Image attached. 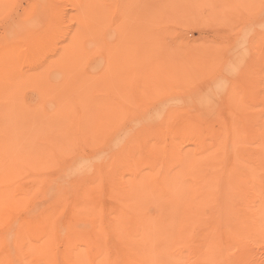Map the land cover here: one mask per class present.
<instances>
[{"label": "rangeland", "instance_id": "1", "mask_svg": "<svg viewBox=\"0 0 264 264\" xmlns=\"http://www.w3.org/2000/svg\"><path fill=\"white\" fill-rule=\"evenodd\" d=\"M208 89H210L209 90L210 93L209 91H207ZM137 91L138 93L141 91L139 93L141 94V96L138 93L137 94L138 96H140V98L144 96L141 99L142 101H144L145 99L146 101V102L144 101L145 104L144 102L141 101L140 98L138 99L136 97ZM181 91L183 92L181 93ZM133 92H135L134 94L136 95H134ZM157 92H160L162 96L161 95L159 96V94L157 95ZM161 92L164 93L165 95L167 92L168 96L166 95V97H164L165 95L162 94ZM229 92L235 94L234 97L238 99L237 101L240 104V109L238 108V110H235L237 107H239L238 103H236V105L238 106H236L235 109L231 108V110L229 111L230 107H227L228 106L227 98L230 97V96L228 97ZM191 93H193L194 95ZM221 93L222 95L225 96V97L223 96L225 100L223 99L221 101L220 98H223ZM147 94L148 95L150 94L149 98ZM151 94L154 97H151ZM208 94H210L209 96L210 98L207 96ZM162 97L164 98L168 97L167 98L168 100ZM198 97L200 98L202 97L205 101L202 98L199 99ZM218 98L220 99V101H218ZM175 99L177 100V102L175 101L174 103L173 101ZM181 99L183 101H181ZM233 101L235 103L236 99H234ZM147 102H150V104L148 103V105H146ZM171 102L172 105L175 104V107L170 105ZM218 102H220L221 109L218 106L219 105ZM223 102L225 103V105ZM176 103L179 104L176 105ZM126 104L129 105L132 104V106L130 107L129 105ZM138 104L140 107L138 106ZM213 104H215V106ZM211 105L214 106L215 108L214 107L210 108ZM168 106L169 108H165ZM177 106H183V107H179L177 109L176 108ZM102 107H105L104 109L106 111ZM173 107L174 109L176 108L177 112L173 109ZM101 108L104 110V113ZM158 108H162V109L164 108L161 117L157 118L155 115H153L149 119L148 117L144 118V114L148 113L147 111H151L152 109H154L152 111L154 112L155 109L157 110ZM179 109H187L188 111H184V114H182V112H180ZM99 110L100 112L102 111V113H100ZM233 110H235L234 111L235 116L233 113L232 115L229 114V112ZM107 112L109 113V115ZM164 112L167 115L171 113L172 115L171 119L173 120L172 122H174V120L176 122L172 124V122L170 121L171 119H169V121L172 124L170 125L168 119H166L165 117L164 120L163 118L164 117L163 115H165ZM178 113H181L182 117L183 116L186 117L184 119L182 118L185 121H182V119L180 118L181 114L180 117L178 116L179 118L177 117ZM203 113L206 116H203L204 115ZM224 114H229V115H224ZM222 116H224V118ZM226 116L228 117L226 118ZM230 116L234 117V118L232 117L234 122H232ZM108 117L110 120L108 119ZM168 117L170 118L171 116ZM175 117L177 118V120ZM218 117L220 118L219 121L221 122H218L217 120L219 119ZM107 119L110 122L106 121ZM147 119L148 121H146ZM186 119L191 120V122L189 120L186 121ZM211 120L214 121L212 124L215 123V126H213L210 123L212 122ZM215 120H217V122ZM207 121L209 122V124L207 123ZM103 122L109 125L106 126V124ZM146 122H148L149 124ZM187 122H189L190 124ZM196 122L198 125L196 128H194ZM203 122L206 123H204L202 127L201 123ZM222 122L224 125L227 123L229 127L231 126L230 128L233 130V132L227 125H226L227 128L226 126H224L225 127L224 128ZM216 123L218 124L221 123L222 126L220 124L217 125ZM83 124H87V125H83ZM177 124L178 125L180 124L181 126L180 125L178 126ZM183 124L184 125L193 124L191 129L194 131L197 129L198 131L196 130L194 133L189 126L188 127L184 126L183 128L186 127L184 129L186 132L183 131L182 133H180ZM205 124L210 127L206 126L205 128ZM59 125H62V127L61 126L59 127L60 129L62 128L61 130L59 128H56ZM162 125H164L167 130ZM66 126L67 127L71 126V127L67 128ZM156 126L161 128L157 129L158 127ZM217 126H220L219 128L222 127L223 128L219 129L218 131ZM105 127L106 128L109 127V129L108 128L106 129ZM211 127L216 129L215 130L212 129L213 131L212 132L210 131ZM16 128H18L17 132L19 134L15 132L17 130ZM53 129L55 131H53ZM163 129L165 130V133L164 131H162ZM188 129H189V133H188ZM105 130H107L108 133ZM202 130L206 134L203 133ZM222 130H224L226 133L222 132ZM72 131L74 132V135L72 134ZM148 131L150 132L155 131L154 133H156L154 134L156 135V137L154 139L152 138L150 142V147H152L151 150L145 146L146 143H145L144 135L148 134L149 133ZM20 132H22V134H20ZM55 132L56 135H54ZM38 133H40V135L44 133L42 135L43 138H41L42 136H40V138L37 140V138L35 137L37 135L39 136ZM70 133L72 138H69ZM115 133H117V135H115ZM200 134H202L203 136L202 135L200 136ZM98 135L100 137H98ZM5 136L6 138L10 139V141L8 139L7 141L5 139ZM15 136H18L19 139L18 137L16 138ZM29 136L31 140L33 139L32 141L36 140L35 141L36 144L28 139ZM44 136H46L48 140L45 139ZM81 136H85V137L83 138ZM132 136L133 139H131ZM186 136L188 137L191 136L192 139L196 137L197 140L193 139V141L197 143L196 144L193 143V141H191V139L189 140L188 137L186 139ZM207 136L209 139L207 138ZM54 137L55 139H53ZM140 137L142 139L139 140ZM77 138L80 139V141H82L81 143L84 145V147L80 145L79 143L80 141H78ZM82 138L85 140H81ZM98 138L101 139L94 144L92 140H97ZM222 138L223 140L224 139L226 140V143L224 142L225 140L224 141L222 140ZM226 138L229 140H227ZM20 139H22V141ZM67 139H69L70 142H68ZM72 139L73 141H71ZM1 140H3V143ZM134 140H136L135 142L137 143H135ZM198 140L199 142L200 140L202 142L199 143ZM216 140L218 142L223 141L225 144L222 142V146H220L221 143L219 145V143L216 142ZM29 142L31 143V145L33 143L31 149H29L31 146ZM46 142L48 144H46ZM67 142L69 144L71 143L70 145L72 144L73 145L72 146L68 145L69 146L68 147L66 146V144H68ZM73 142H76V144H74ZM7 143L11 144L10 148ZM20 143L22 144L20 145ZM23 143L29 149L26 150L28 151L27 153H25L26 152L25 149L27 148L25 146L24 149ZM37 143L40 144L39 146L41 145L42 146L39 148V146H37L38 145ZM77 143L79 144V146ZM119 143H121V145ZM86 144L90 146L86 147ZM131 144L134 146H132ZM208 144L211 146H209ZM126 145L130 149L134 147L133 151L131 150L128 151ZM173 145L175 146V149ZM12 146L14 147L16 146L15 148H18V151H16L18 154L21 153L18 156H16L17 158L15 157L17 153L12 152L10 150V149L14 150ZM138 146L141 148L140 150ZM218 146H220L221 149ZM224 146L226 149L224 148ZM2 147L4 150L9 149L11 154L9 151L3 150L4 153L5 152L8 153V158H6L7 155L5 154V157L2 158L0 157V160L6 159L5 162H3L4 160H1L3 163H6V161L9 159L7 163H10V165L13 168L12 169L11 167L6 168V165L5 168L4 167L3 169L0 168L4 173L3 174L2 171L0 170L1 172L0 181L5 182L8 180L7 183L4 184L13 185L17 191L19 190V186H20V191L25 190L27 188L24 192L18 191L21 194L25 193L24 195L26 197V200H23V202L20 204L22 206H17V208L15 207L14 209L12 208L13 211H16V213L18 212L17 214L21 213L19 215L23 217L20 218L19 215L14 214L15 212L13 213L12 209L9 208L8 215L12 211L9 218H11V215L13 214L18 218V220L20 219L23 220L24 222H28L31 218V221H29V226H27V228H29L35 226L33 224L35 223L33 220H35L37 224H41L42 223L41 221L43 220L44 217H46V215H49L51 209L55 211L58 210L56 212L55 229L53 233L54 234L57 233L56 236L54 235L55 240L56 238L59 239V237L60 239L56 241L58 244H56V242L54 243V250L56 249V247H59L56 249V251H54L55 252L54 258L55 257L57 258L59 255L60 258L59 260L61 261V264H70L68 261L67 262L63 261V258L66 260L65 256L68 252L67 251L68 241L69 238H71L72 236V232L74 231L70 227L74 228V226H76V222H77L76 220H78V215H80L79 219L80 217H83V215H87L85 216V218H87L86 221L89 222V224H91L90 225L91 228L89 227L88 229L89 231L87 230L85 234L86 238L89 240L88 242L90 243V241H94L93 243H95L97 241L99 242V244H97V242L96 244L99 247L101 244L100 241L104 239L103 248L106 246L105 248H107V250L109 249L110 251L112 245L114 244L113 248L115 247L116 248L115 249L112 248L113 250L111 252L109 250L108 251L110 253H113L112 255L114 256V254H116L117 251L120 250L119 251L120 254L117 253L116 258L119 261V264H123L122 262H125L124 260L126 259L122 260L123 258L122 255L125 256V254L128 253L126 255L127 257V256H131L132 253L126 248L125 245L126 243L123 244V242L125 241L119 235L128 234L130 232L128 231L129 225H130V229L133 228L135 230V227L139 225L141 220H138L139 218L131 219L129 222L126 223L127 225L125 226V229L126 227H128V229L126 231L125 229H122L120 231L121 233L116 229L113 230L114 227L112 226L115 223L114 221L115 216H113V214L115 211L118 210V208L117 210L114 208H112L114 210H111V207L113 206L117 207L119 203L121 204V200L118 198H121L122 196L123 198L126 197V199L127 198L130 199L131 196L128 197L127 194V186L131 187L132 185L135 184L136 185L135 194H137L140 198L142 197L141 199L147 201V203L149 202L148 206L151 205L152 210L149 209L150 206L149 208L147 206L146 211H144V215L154 216L155 211L156 213H158L161 211L162 208H163L162 210H165V207L168 206V203H166L167 201L161 203L159 200L161 199L169 200V198H167L168 196H166L165 199L164 192L160 194L157 193L160 186H158L154 182L156 180L161 181V184L163 185L169 183V185H167L168 190L166 189L167 192L169 194L170 193L172 194L178 191V194L179 195L181 194L179 198L183 197L181 200H186V199L189 200L191 198V192L204 189L203 185H205L206 187L208 186L205 184V182L209 183V181L211 180L210 183H212V186L209 190L212 189L213 191L211 190L212 191L211 192L208 190L206 195L207 197H205L204 199L206 200L208 198V200H210V203L212 204L206 202L204 204V208H208V209H200V212L201 210H203L202 211L203 220L205 219L204 221H207L208 223H205L203 221V223L201 224L203 225L205 224V226L199 224L200 227L197 228L195 227L193 229V235H194L193 239L195 238L194 240L196 244L204 243L205 239L204 237H202L203 230L206 232V230L208 229L207 227L213 228L212 224H214L215 226L217 222L216 227H218V229L221 232L223 231L221 244L225 245L227 243L231 245L232 239L230 237L232 236L230 234V228H232V226L231 224H229L230 222L228 220L231 215H230V209L228 210V206L226 207V205H229L230 204L229 202L232 200H240V199L246 200V198H248L250 194L256 191L255 189H257V193H256L257 195L255 198L256 199L259 198L257 200H264L263 189L261 191L258 190V188L264 187V174H263L264 171L261 172V170L264 169V168L261 169V167H264V0H0V155L2 154L1 151ZM65 147L68 150H66ZM70 147L73 150L74 149L75 150L74 151L70 150L71 149ZM77 147H79V150L77 149ZM136 147L138 150L136 149ZM155 148L156 151L154 150ZM158 148L161 150H159ZM205 148H207V150ZM37 149L46 150L44 151L46 152L45 153L46 155L45 154L43 155V152L42 151L39 152L40 150L37 151ZM63 149L66 150V152L67 151L68 152L66 153ZM30 150L32 152L34 151L37 157L34 156L35 154L34 152L33 154L32 153L29 154ZM134 150L135 153L137 151L140 152H137L138 154L137 153L135 154ZM175 150H177V152ZM218 150L219 151L221 150L223 153L219 152ZM158 151H161V154ZM128 153L130 155H128ZM176 153L179 154L176 155ZM255 153L261 156L260 157L257 155L255 156ZM62 154L64 155L63 157L61 156ZM77 154L81 155L80 157H83V155L85 157V159L84 157L79 158L80 159L79 161H81V163H79V161L76 160ZM195 154H197V156ZM213 154L215 157L214 158L215 165L210 160ZM220 154L222 155V157ZM115 155L116 156L119 155V156L114 158ZM126 155L129 156L128 159ZM131 155L132 157L134 156V158H132ZM245 155L247 156L246 159H244L246 157ZM41 156L44 158H41ZM88 156L90 157L88 158ZM107 156L110 157L108 158ZM146 156H148V159L146 158ZM205 156L207 157L205 158ZM243 156L245 157L243 158ZM33 157L35 159L34 162L32 160ZM67 157L69 159V160L67 159L69 162L65 161V158ZM111 157L114 159L110 162L109 160L112 159ZM130 157L131 160L133 159L132 161L131 160L129 161ZM141 157H143L144 159L146 158L145 161L143 158L141 159ZM94 158L96 159V161ZM135 158H137V160ZM180 158L182 160H180V162L177 165V169L178 166H180L179 167L180 170L176 169L177 171L176 170L174 171V168H172V166L176 168V164H177L176 162H178ZM40 159H42L43 161H40ZM91 159L92 160L94 159L93 162ZM150 159L153 161L155 166L156 164H158V166L156 167L157 168L159 167L158 169L159 170L162 169V171H159L154 166H152L154 167L152 169V167L150 166L151 164L149 163L151 162ZM195 159L196 161L197 160L199 161L197 162V166L194 167L196 162ZM250 159L251 162L253 161L252 163L254 165L251 162L249 163ZM30 160H32L33 166ZM47 160L50 161L47 162L46 165L45 161ZM89 160L91 161L89 162ZM246 160L249 161L247 162ZM15 161L16 163L17 161H19L17 163V166L14 165L16 163H13ZM51 161L54 162L52 163ZM234 161L236 162V164L238 163L241 164L245 163V164L242 166H240L239 164L237 165V169H235L236 165L234 166L233 163ZM21 162L23 163V165L20 164ZM26 162H30V163L27 164ZM50 162L52 163L53 166V172H52V168L50 167L51 165ZM96 162L99 163L98 166ZM108 162H110V164ZM210 162L212 165L210 164ZM1 164L2 163L0 162V167L2 166ZM54 164L57 165L59 164V165L57 166ZM200 164H202L204 167H202V165ZM10 165L8 164V166ZM78 165L80 167H78ZM85 165L87 168L86 167L82 168V166ZM216 165H220V167ZM22 166L24 168L26 167L27 170L23 169ZM34 166L38 167V170ZM88 166H90V168ZM127 166L130 167V169H128ZM170 166L172 170H170L171 168H168ZM18 167L21 169H18ZM137 167L141 171H138ZM222 167L224 168V170ZM81 168L83 170L84 168L87 170H84L83 172ZM123 168L124 170H122ZM56 169L59 170L58 171L59 173L56 171ZM92 169H94V171ZM95 169H98L97 173L99 175L98 174L94 175L96 172ZM147 169H149V172L152 173V175L151 174L149 175L150 178H148L149 172H147ZM251 169H255L256 172L252 171ZM21 170L22 172H25V174H22ZM28 170H29L28 174L30 176L26 173V171ZM47 170L48 172L51 171L52 173H48V172L44 173ZM72 170L73 173H71ZM130 170L132 172L135 171L133 176L130 175L132 173ZM155 170H157L158 173L157 171L155 172ZM248 170H251V172ZM7 171L12 173L10 174L8 172L10 176L12 175L11 179L9 178ZM65 171L67 174L66 173L64 174ZM125 171L128 172L130 176H128V174L125 175L126 174ZM257 171L258 172L260 171V174L261 173L263 174V175L261 174L260 177L263 180L261 181L260 178H256L257 180L259 179V181H255V179L253 181V178H251L252 180L251 179L249 180L250 176L253 177L254 175L255 176L257 175V174L253 175V173H257ZM30 172H32L33 175L36 173L40 177L35 175L32 176ZM62 172L63 174H61ZM121 172L122 173L125 172V173L122 174ZM86 173L89 174L90 176L92 175L91 177H93L94 175L92 183H94V181L95 182L98 181L99 186H100L99 182H101L103 186L101 185L100 186L101 188L99 186L97 187L98 184L95 185L96 183H94V186L91 185V183L88 182L89 176H87ZM138 173L140 174L139 176ZM141 173L142 175L144 174L142 177L146 179L141 180L142 178ZM153 173L155 175H153ZM213 174H216V176L218 177H216ZM244 174L246 176V177L244 176L245 178L243 177ZM3 175L5 179L6 177H8L9 179L7 178V180H5ZM42 175H44L45 177L43 176L42 178L41 177ZM61 175H63V177ZM97 176L98 178L100 177L101 178L100 179L97 178L98 180L96 179L97 180L96 181L95 177ZM154 176L156 178H154ZM65 177L67 178V180ZM177 177L179 179L180 178L182 179L177 180ZM184 177L186 178L183 179ZM241 177L244 178L245 182L243 181V179H240ZM53 178H55L56 180L54 181ZM63 178L64 180L62 181H66L67 183L61 182V179ZM117 178L119 179L124 178V179L123 180L121 179V182H118ZM37 179H41L42 181ZM126 179L127 181H125ZM165 179H167L168 181L166 182ZM215 179L218 180L215 181ZM52 180L54 181V184ZM144 180L147 181L146 184H145L146 181L143 182ZM149 180H152V182H149ZM187 180L189 182H187ZM83 181H85L84 182L85 184L83 183ZM89 181L91 180L89 179ZM139 181L143 183L142 186L140 184L141 182ZM163 181H165L166 183L165 182L163 183ZM246 181L248 182L250 181V184H247ZM229 182H231L229 184L230 186L228 185ZM257 182L258 183L260 182V185ZM153 183H155L156 185L153 188L152 186L151 188H149V186L151 184L153 185ZM78 184L82 186L78 187L79 186ZM86 184L88 185V187ZM231 184L233 185L232 187ZM243 184L245 185L242 186ZM1 185L2 183H0V186ZM22 185L24 186L25 189L21 187ZM89 185L91 189L89 188ZM247 185L249 187L251 186L250 189H248L249 187ZM91 186L93 188L97 187L99 190H101L102 188L103 189L101 191H99L98 189H94V191H92ZM82 187H84L85 189ZM174 187H177V190ZM172 188L174 191L172 190ZM216 188L217 191H215ZM46 189L51 190V191L48 190V193L50 192L53 195L51 196V194L50 195L47 194ZM57 190L60 192V194L56 193L58 192ZM83 190H85L86 192ZM218 190L219 193H217ZM228 190H230L231 193H229L230 191L227 192ZM253 190L255 191L252 192ZM33 191H36V193H34ZM247 191L248 192L251 191V193L250 194L248 193L247 195ZM78 192H80L81 195L85 194L87 196L86 198V196L83 195L84 200H89L90 207L88 209L87 214L81 215L77 210L76 207L77 203L80 200H82L81 199L82 197L81 195L79 196ZM184 192H188L186 193L187 195ZM232 192L235 194L233 195ZM261 192L263 195L260 194ZM45 193L48 196H46ZM215 193H216V197H215ZM228 193L231 194V196H229ZM153 194L156 198H154ZM184 194L186 195V199H184L185 198ZM188 194H190V197ZM32 195L34 196L32 197ZM43 195L47 197V200H45L46 197ZM145 195L147 196V198ZM49 196H51L52 198ZM42 197L45 199H42ZM162 197H164V199ZM50 198L52 200H50ZM59 199L61 200L63 199L61 201V203L63 202V204L60 203ZM43 200L47 201V203L44 202L43 204ZM97 200L99 201L101 200V202H98ZM211 200H213L214 203L213 201L211 202ZM226 200L228 201L227 203ZM248 200H254V197H252L251 199L248 198ZM37 201H39V203L41 204L36 205ZM73 201H75L76 203ZM215 201L218 203V206L217 203H215ZM65 202L68 203V205L70 204L69 207ZM96 202L98 204H95ZM26 203L28 204L27 209H25L26 208L25 206H27ZM115 203H117V205ZM33 204L36 207H34ZM155 204H157L158 207H156ZM52 205H56V206L58 205L59 208H55ZM103 206L107 208L105 209ZM121 206L122 204L120 205V207L119 206L118 207L121 208ZM32 207L36 209L33 208L34 209L33 210ZM62 207H64V209ZM21 208L24 209V210L22 209L23 212ZM60 208H62L65 211H62ZM90 208L92 210H90ZM201 208H203V206H201ZM72 209L77 210V212L75 210L72 211ZM102 209H104V212L102 211ZM148 209L150 212L148 211ZM224 211L226 212L224 213ZM109 212L113 214H109ZM207 213L209 214V216H207L208 215ZM210 213L214 215L215 217L214 219L216 220L215 221L214 219L211 218L210 222L212 224L211 223L209 224V220L207 219L208 217H211ZM73 215H75V217H73ZM14 216H12L13 219H15ZM99 216H101L102 219H100ZM97 217H99L98 221L95 220L97 219ZM111 217H113L114 219L113 218L111 219ZM71 218L73 220L76 218L74 220L75 222L73 220L71 221ZM93 218L98 225L100 224L99 228H101L100 233L102 232L101 233L102 235H100L98 232L97 233L91 232L94 231L92 230V225L95 224ZM104 218L106 220L110 219L111 221L107 222L106 220H103ZM11 219L7 218L5 220L6 222L8 221L7 223L5 221L2 222L7 225L3 226L0 223V231H1L0 234L2 233L1 236H3L4 234L6 235V233L9 231L15 234L14 233L15 229L24 230L23 225L25 224L27 225V223H25L23 225L21 224L22 225L21 226L19 225L21 223L19 222L20 220L19 221L17 220L19 222V224H17L16 221L14 222L13 219L11 221ZM26 219L29 220L25 221ZM225 219L228 222H226ZM134 221L139 223L136 224V222ZM17 225H19L20 228ZM9 226H11L13 230L9 229L11 228ZM14 226L18 228H14ZM104 229L105 230L108 229V231H105ZM65 230H67L66 231L67 233L65 232ZM27 231L25 232V234L27 233L26 234L27 236L30 235L31 236L30 239H31L32 235L31 233H29V229ZM208 231H210V229H208ZM63 232L67 236L64 235ZM108 232H110V234ZM231 232L233 233V230ZM91 233L94 234V236L95 234H97V237L96 236L94 237ZM111 233H113V235ZM69 234H71V236H69ZM89 234H91L90 237L93 236L94 238H89L88 237ZM105 234H107L108 237L105 238L106 236ZM227 234L228 237L226 238L225 241H223L224 237L227 236ZM98 235H100L101 237L100 236L98 237ZM115 236L117 237L114 240L113 237ZM251 239L248 238V241L250 240L249 246H251L248 247L251 248V250L253 249L251 254L255 256L254 258L256 259L257 262L260 261L259 264H262L264 263V244H263L264 240L256 241ZM117 241L118 242L121 241L122 245L120 246V243L118 244ZM109 242L112 243V245L111 244L109 245ZM252 243L254 244V246L256 244V246L255 247L252 246L253 245ZM8 244L9 243H7V245L5 244L4 248H7ZM236 245L232 244L231 246L233 249H230V251L232 252L234 250L232 253V254L235 253L234 255L242 254V251L240 253V249H239L240 247L239 248L237 247L238 249L236 250ZM16 246L17 244L13 242V244L11 243V248H12L11 250L5 249L6 252L8 250L9 253L13 254L11 255L12 256L11 264H18V263L31 264L32 262L33 264H45L41 260L39 261L38 260L39 258L36 255L19 254L18 253L19 251L16 250L17 248ZM88 248L92 250H89ZM98 249L99 248H97L94 244L91 243L90 245L87 243L86 250L89 257L91 255H93V257L97 255L96 253L98 252ZM1 250L2 249H0V253H3V250L2 251ZM113 251H115L116 253H114ZM123 251H125V254H123L124 253ZM20 255L22 256V258H24L23 261H21L22 259H20V257H16ZM256 255L259 256L256 257ZM1 256L2 254H0V257ZM259 257L261 258L257 259ZM129 258L130 257H128V259ZM29 259L34 261L38 260V261L35 262L30 261L26 263V261H29ZM56 260H58V258ZM59 260L56 261L57 264H60Z\"/></svg>", "mask_w": 264, "mask_h": 264}, {"label": "bare ground", "instance_id": "2", "mask_svg": "<svg viewBox=\"0 0 264 264\" xmlns=\"http://www.w3.org/2000/svg\"><path fill=\"white\" fill-rule=\"evenodd\" d=\"M211 89V88H210ZM210 89H208L207 91H209ZM134 91V90H133ZM178 91H180V90H178ZM132 92V91H131ZM141 92V91H140ZM139 92V93H140ZM175 92V91H174ZM183 91H181V93H182ZM206 92V91H205ZM215 92V91H214ZM135 92H133V94H134ZM138 93V91L136 92V94ZM138 93V94H139ZM162 93V92H161ZM171 93V92H170ZM173 93V92H172ZM176 93H178V92H176ZM175 93V94H176ZM190 93V92H189ZM209 93H210V91H209ZM231 93V94H230ZM131 94V93H130ZM136 94H134V95H136ZM138 94H137V98L139 99L140 98V96H141V94H139L140 96H138ZM159 94V96L161 95L160 94V92H157V95ZM162 94H164V93H162ZM175 94H174V96H175ZM188 94V93H187ZM191 94H193V93H191ZM206 94V93H205ZM223 94H225V93H223ZM229 95H228V97L229 98H227V103H228V106L227 107H230V109H229V111L231 110V108L232 109H235L236 108V106H238L239 105V107H237L235 110H238V108L240 109V104L238 103V99L236 98V97H234V93H232V92H229L228 93ZM148 95V94H147ZM146 95V96H147ZM165 95V94H164ZM166 95L168 96V93L166 92ZM166 95L164 96V97H166ZM194 95V94H193ZM202 95V94H201ZM221 95H222V93H221ZM131 96V95H130ZM149 96H150V94L148 95V98H149ZM159 96H158V98H159ZM162 96V95H161ZM173 96V97H174ZM206 96V95H205ZM208 97L210 96V94H208L207 95ZM215 96V95H214ZM224 95H222V97H223ZM142 97H144V96H142ZM141 97V98H142ZM151 97H154V96H152V94H151ZM157 97V96H156ZM164 97H162V98H164ZM170 97V96H169ZM172 97V96H171ZM177 97V96H176ZM207 97V98H208ZM217 97V96H216ZM225 97V96H224ZM224 97L223 98H220L221 99V101L224 99ZM233 97V98H232ZM131 98H133V97H131ZM140 98V99H141ZM168 98V97H167ZM167 98H164V99H167ZM178 98V97H177ZM199 99H201L200 97H198ZM210 98V97H209ZM231 98V99H230ZM134 99H135V97H134ZM151 99V98H150ZM150 99H149V101H150ZM164 99H163V101H164ZM203 99V98H202ZM220 99L218 98V101H220ZM230 101H229V100ZM234 99H236V101H235V103H234ZM160 100V99H159ZM168 100V99H167ZM179 100V99H178ZM204 100V99H203ZM214 100V99H213ZM225 100V99H224ZM136 101V100H135ZM140 101V100H139ZM141 101H142V99H141ZM140 101V102H141ZM144 101H145V99H144ZM144 101H142V102H144ZM147 101H148V99H147ZM152 101H153V99H152ZM158 101V100H157ZM161 101V100H160ZM159 101V102H160ZM175 101L177 102V100L175 99L173 102L175 103ZM181 101H183L182 99H181ZM195 101V100H194ZM205 101V100H204ZM208 101H209V99H208ZM207 101V102H208ZM232 101V102H231ZM146 102V101H145ZM145 102H144V104H145ZM193 102V101H192ZM212 102V101H211ZM225 102V101H224ZM223 102V103H224ZM231 102V103H230ZM123 103V102H122ZM148 103L150 104V102H147L146 103V105H148ZM180 103V102H179ZM179 103H176V105L177 104H179ZM197 103V102H196ZM236 103H238V105H236ZM167 104V103H166ZM168 104H170V103H168ZM218 106L220 107V102H218ZM232 104V105H231ZM234 104V105H233ZM124 105H125V103H124ZM126 105H129V104H126ZM163 105V104H162ZM170 105H172V102H171V104ZM194 105V104H193ZM209 105V104H208ZM214 106H215V104H213ZM224 105H225V103H224ZM231 105V106H230ZM130 107L132 106V104L131 105H129ZM134 106V105H133ZM135 106H137V105H135ZM138 106H139V104H138ZM144 106V105H143ZM156 106V105H155ZM172 106H174L175 107V104H173ZM187 106V105H186ZM214 106H212L211 105V107L210 108H212V107H214ZM235 106V107H234ZM140 107V106H139ZM145 107V106H144ZM152 107H154V106H152ZM174 107H173V109H174ZM179 107H183V106H177L176 108L178 109ZM219 107H218V109H219ZM103 109L105 108V107H102ZM101 108V109H102ZM133 108H135V107H133ZM165 108H169V106L168 107H165ZM176 108L174 109L175 111H176ZM195 108V107H194ZM215 108V107H214ZM102 109V110H103ZM140 109V108H139ZM164 109V108H163ZM162 108H158L157 110L155 109V111L154 112H152L154 109H152L151 111H147L148 113H146V114H144V118H146V117H148V119L149 118H151L153 115H155L157 118L158 117H161V114H163V110ZM188 109H189V107H188ZM203 109V108H202ZM217 109V108H216ZM220 109H221V107H220ZM105 110V109H104ZM104 110H103V113H104ZM127 110V109H126ZM180 110V112H182V114H184V111H188L187 109H179ZM210 110V109H209ZM235 110H233V111H231V112H229V114L230 115H232V113L234 114V116H235ZM242 110V109H241ZM240 110V111H241ZM106 111V110H105ZM128 111V110H127ZM166 111H168V110H166ZM203 111H205V110H203ZM217 111V110H216ZM240 111H239V113H240ZM99 112H100V110H99ZM146 112V111H145ZM177 112V111H176ZM175 112V113H176ZM192 112V111H191ZM200 112H202V111H200ZM210 112V111H209ZM100 113H102V111L100 112ZM108 113V112H107ZM164 114L165 115H163L162 117L164 118V120H165V117H166V119H168V122H169V124L170 125H172V124H174L176 121L174 120V122H172L173 120L171 119L172 118V115H171V113L169 114V115H167L165 112H164ZM180 114L181 113H178V115H177V117L179 116L180 117ZM182 114H181V119L183 118H186L185 116H183L182 117ZM186 114V113H185ZM204 114V113H203ZM229 114H224V115H229ZM107 115V114H106ZM105 115V116H106ZM108 115H109V113H108ZM113 115V114H112ZM197 115V114H196ZM199 115V114H198ZM114 116V115H113ZM142 116V115H141ZM168 116H171L170 118L168 117ZM203 116H206L205 114L203 115ZM178 117V118H179ZM188 117V116H187ZM197 117V116H196ZM219 117H220V115H219ZM218 117V118H219ZM223 118H224V116H222ZM228 116H226V118H227ZM231 117V116H230ZM230 117H229V119H230ZM233 117V116H232ZM231 117V120H232V122H234V120H233V118ZM176 118V117H175ZM199 118V117H198ZM205 118V117H204ZM207 118V117H206ZM226 118H225V120H226ZM102 119H104V118H102ZM101 119V120H102ZM105 119H106V117H105ZM108 119H109V117H108ZM106 120V121H109V120ZM148 119L146 120V121H148ZM169 119H171L170 121L172 122V124H171V122L169 121ZM174 119V118H173ZM182 119V121H185V120H183ZM190 119V118H189ZM189 119H186V121H188ZM216 119V118H215ZM98 120V119H97ZM114 120H116V119H114ZM159 120H160V118H159ZM163 120V121H164ZM176 120H177V118H176ZM179 120V119H178ZM209 120V119H208ZM218 120V122H221V121H219L220 120V118L219 119H217ZM217 120H215L216 122H217ZM105 121V120H104ZM151 121V120H150ZM153 121H156V120H153ZM162 121V122H163ZM167 121V120H166ZM190 122H191V120H189ZM200 121V120H199ZM202 121V120H201ZM212 121V120H211ZM229 121V120H228ZM72 122V121H71ZM110 122V121H109ZM116 122V121H115ZM114 122V123H115ZM141 122H143V121H141ZM167 122V123H168ZM193 122V121H192ZM195 122V121H194ZM214 121H212V122H210L211 124L213 123ZM81 123V122H80ZM92 123V122H91ZM99 123H101V122H99ZM103 123H105V122H103ZM146 123H148V122H146ZM164 123V122H163ZM182 123V122H181ZM187 123H189V122H187ZM199 123V122H198ZM204 123H206V122H203V123H201L202 124V127H203V125H204ZM207 123L209 124V122L207 121ZM98 124V123H97ZM106 124V126H108L109 124H107V123H105ZM118 124V123H117ZM116 124V125H117ZM149 124V123H148ZM190 124V123H189ZM217 125H221V123H216ZM230 124V123H229ZM83 125H87V124H83ZM100 125V124H99ZM103 125V124H102ZM139 125H140V123H139ZM138 125V126H139ZM142 125V124H141ZM178 125V124H177ZM177 125H175V126H177ZM180 125V124H179ZM178 125V126H179ZM195 125V124H194ZM197 122H196V125L194 126V128H196L197 127ZM213 126H215V123L214 124H212ZM222 125H223V127L224 126H228V124L226 123L225 125L223 124V122H222ZM221 125V126H222ZM62 127V125H59L58 127H56V128H59V127ZM75 126V125H74ZM73 126V127H74ZM78 126V125H77ZM101 126V125H100ZM148 126V125H147ZM165 129H166V127L164 126V125H162ZM168 126V125H167ZM174 126V127H175ZM181 126V125H180ZM184 126H189L190 127V129L192 128V126H193V124L192 125H188V124H183V126H182V128L181 127H179V128H181V132L180 133H182L183 131H185L184 129L186 128H183ZM206 126H208V125H206L205 124V128H206ZM227 126H226V128H227ZM67 127V126H66ZM65 127V128H66ZM68 127H71V126H68ZM67 127V128H68ZM79 127V126H78ZM90 127V126H89ZM112 127V126H111ZM116 127V126H115ZM156 127H158V126H156ZM208 127H210V126H208ZM220 126H217V130L219 131V129H222V128H219ZM229 127V126H228ZM231 127V126H230ZM229 127V128H230ZM65 128H63V129H65ZM77 128V127H76ZM80 128V127H79ZM98 128V127H97ZM101 128V127H100ZM106 128V127H105ZM108 129H109V127H107ZM106 128V129H107ZM147 128V127H146ZM161 128V127H160ZM159 127L157 128V129H160ZM193 128V129H194ZM225 128V127H224ZM17 130L15 131V132H17L18 131V128H16ZM55 129V128H54ZM53 129V131H55ZM60 129V128H59ZM62 129V128H61ZM60 129V130H61ZM92 129V128H91ZM96 129V128H95ZM99 129V128H98ZM114 129V128H113ZM112 129V130H113ZM171 129H173V128H171ZM183 129V130H182ZM208 129V128H207ZM212 129L213 130H215L214 128H212L211 127V130L210 131H212ZM231 129V128H230ZM59 130V131H60ZM72 130H74V129H72ZM81 130H82V128H81ZM87 130V129H86ZM85 130V131H86ZM142 130V129H141ZM146 130V129H145ZM144 130V131H145ZM150 130V129H149ZM155 130V129H154ZM167 130V129H166ZM177 130H178V128H177ZM180 130V129H179ZM187 130V129H186ZM192 130V129H191ZM197 130V129H196ZM195 130V131H196ZM226 130V129H225ZM229 130V129H228ZM232 130V129H231ZM230 130V131H231ZM3 131H4V129H3ZM88 131V130H87ZM97 131V130H96ZM105 131H107V130H105ZM152 131V130H151ZM162 131H164V133H165V130L163 129ZM169 131V130H168ZM194 133H195V131L194 130H192ZM198 131V130H197ZM227 131V130H226ZM56 132H57V130H56ZM56 132H55V134L54 135H56ZM67 132V131H66ZM82 132V131H81ZM84 132V131H83ZM139 132V131H138ZM146 132V131H145ZM145 132H143V133H145ZM149 133L148 134H145L144 135V137H145V143H146V147L148 148V149H150L151 150V148L152 147H150V142H151V140H152V138L154 139L155 137H156V135H154V134H156V133H154V132H150V131H148ZM167 132V131H166ZM179 132V131H178ZM186 132V131H185ZM202 132H203V130H202ZM213 132V131H212ZM215 132V131H214ZM220 132H221V130H220ZM219 132V133H220ZM222 132H224V133H226L224 130H222ZM232 132H233V130H232ZM41 133V132H40ZM40 133H38L39 134V136L37 135L35 138H37V140L40 138V136H42L43 134H41L40 135ZM88 133V132H87ZM107 133H108V131H107ZM188 133H189V129H188ZM199 133H201V132H199ZM203 133H205V132H203ZM216 133V132H215ZM2 134V133H1ZM17 134H19L18 132H17ZM20 134H22V132H20ZM66 134V133H65ZM72 134L74 135V132L72 131ZM92 134V133H91ZM167 134V133H166ZM186 134V133H185ZM190 134H191V131H190ZM206 134V133H205ZM204 134V135H205ZM208 134V133H207ZM218 134V133H217ZM222 134V133H221ZM234 134H235V132H234ZM15 135H16V133H15ZM33 135H34V133H33ZM32 135V136H33ZM53 135V136H54ZM78 135V134H77ZM88 135V134H87ZM101 135H102V133H101ZM115 135H117V133H115ZM125 135H126V132H125ZM181 135H183V134H181ZM202 134H200V136H201ZM7 136V135H6ZM6 136H5V139L7 140L8 138H6ZM95 136V135H94ZM123 136V135H122ZM135 136V135H134ZM137 136V135H136ZM189 136V135H188ZM188 136H186V139H187V137ZM203 136V135H202ZM10 137V136H9ZM16 138L18 137V136H15ZM45 137V139H47L48 140V138H46V136H44ZM81 137H85V136H81ZM80 137V138H81ZM98 137H100L99 135H98ZM102 137V136H101ZM106 137V136H105ZM110 137V136H109ZM182 137V136H181ZM193 137H195V136H193ZM199 137V136H198ZM209 137H211V136H209ZM226 137H229V136H226ZM236 137V136H235ZM22 138V137H21ZM34 138V139H35ZM41 138H43V136L41 137ZM60 138V137H59ZM64 138V137H63ZM67 138V137H66ZM69 138H72L71 137V133H70V136H69ZM81 139V140H85V139ZM93 138H95V137H93ZM116 138V137H115ZM179 138H180V135H179ZM189 138V140L191 139V141H193V139L194 140H197V138L195 139V138H191V136L190 137H188ZM207 138H208V136H207ZM217 138V137H216ZM232 138H233V136H232ZM18 139H19V137H18ZM28 139L29 140H31V138H30V136L28 137ZM50 139H52V138H50ZM53 139H55V137L53 138ZM101 138H98L97 140H92L93 142H94V144L95 143H97V141L98 140H100ZM123 139V138H122ZM131 139H133V136H132V138ZM130 139V140H131ZM134 139H135V137H134ZM137 139V138H136ZM140 139H142L141 137L139 138V140ZM163 139V138H162ZM209 139V138H208ZM227 139V138H226ZM5 140V141H6ZM9 141H10V139H8ZM7 140V141H8ZM21 141H22V139H20ZM33 140V139H32ZM31 140V141H32ZM64 140V139H63ZM68 140V142H70L69 141V139H67ZM77 140L78 141H80V139H78L77 138ZM202 140V139H201ZM200 140V142H202ZM219 140V139H218ZM222 140H223V138H222ZM225 140V139H224ZM223 140V141H224ZM227 140H229V139H227ZM2 141V143H3V140H1ZM36 140H34V141H32L33 143H35L36 144V142H35ZM45 141V140H44ZM71 141H73V139L71 140ZM77 141V142H78ZM132 141V140H131ZM130 141V142H131ZM136 140H134V142H135ZM158 141V140H157ZM166 141V140H165ZM205 141V140H204ZM207 141V140H206ZM210 141V140H209ZM221 141V140H220ZM223 141H221V142H218L217 140H216V142H218L219 143V145H220V143H221V145L220 146H222V142ZM234 141V140H233ZM236 141V140H235ZM20 142V141H19ZM18 142V143H19ZM38 142V141H37ZM48 142V141H47ZM46 142V144H48ZM50 142H51V140H50ZM65 142V141H64ZM67 142V143H68ZM82 141H80L79 143H80V145L82 146V147H84V145L81 143ZM124 142V141H123ZM122 142V143H123ZM163 142V141H162ZM198 142H199V140H198ZM199 142V143H200ZM208 142V141H207ZM207 142H206V144H207ZM225 143H226V140L224 141ZM223 142V143H224ZM30 143V142H29ZM33 143H32V145H33ZM59 143V142H58ZM74 144H76V142H73ZM127 143V142H126ZM126 143H124V144H126ZM135 143H137V142H135ZM139 143V142H138ZM175 143V142H174ZM193 143H197V142H194L193 141ZM198 143V144H199ZM224 143V144H225ZM8 144V143H7ZM7 144H5V145H7ZM22 143H20V145H21ZM24 144V143H23ZM34 144V145H35ZM38 144V143H37ZM71 144V143H70ZM69 143L68 144H66V146H68V145H70ZM78 144V143H77ZM120 145H121V143H119ZM119 144H117V145H119ZM123 144V145H124ZM141 144V143H140ZM153 144H155V143H153ZM152 144V145H153ZM162 144V143H161ZM163 144H165V143H163ZM202 144V143H201ZM9 145V148H10V145L11 144H8ZM13 145V144H12ZM27 145H28V143H27ZM30 145H31V143H30ZM32 145L30 146V148L29 149H31V147H32ZM40 144H38L37 146H39ZM73 145V144H72ZM72 145H70V146H72ZM92 145V144H91ZM132 145V144H131ZM139 145V144H138ZM172 145V144H171ZM175 145V144H174ZM173 145V146H174ZM194 145V144H193ZM203 145H204V142H203ZM209 145V144H208ZM18 146V145H17ZM24 146V149H25V144L23 145ZM42 146V145H41ZM41 146H39V148L41 147ZM45 146V145H44ZM47 146V145H46ZM51 146V145H50ZM57 146V145H56ZM58 146H59V144H58ZM60 146H62V145H60ZM65 146V145H64ZM75 146V145H74ZM78 146H79V144H78ZM87 146H90V145H88V144H86V147ZM132 146H134V145H132ZM159 146V145H158ZM157 146V147H158ZM195 146V145H194ZM209 146H211V145H209ZM220 146H218L220 149H221V147ZM13 148H14V150L13 149H10L12 152H15V153H17L16 151H18V148H15L14 146H12ZM69 147V146H68ZM76 147V146H75ZM81 147V148H82ZM139 147V146H138ZM156 147V148H157ZM163 147H165V146H163ZM205 147H206V145H205ZM21 148V147H20ZM26 148L27 149H25V151L26 150H29L28 149V147L26 146ZM35 148V147H34ZM38 148V147H37ZM63 148V147H62ZM71 148V147H70ZM80 148V149H81ZM126 148H128V151L129 150H131V151H133V148H129V147H127V145H126ZM143 148H145V147H143ZM156 148L154 149L155 151H156ZM224 148H225V146H224ZM235 148V147H234ZM23 149V148H22ZM45 149V148H44ZM41 150V149H37V151H39V152H43V155L46 153V152H44V151H46V150ZM65 149H66V147H65ZM77 149L79 150V147H77ZM118 149V148H117ZM117 149H116V151H117ZM136 149H137V147H136ZM141 148L139 147V150H140ZM159 149V148H158ZM163 149V148H162ZM174 149H175V146H174ZM180 149V148H179ZM206 150H207V148H205ZM218 149V148H217ZM216 149V150H217ZM226 149V148H225ZM3 147H2V154L0 155V157L2 158V157H5V154L7 155V157L6 158H8V153H4L3 152ZM7 151H9V149H6ZM6 150H4V151H6ZM51 150H52V148H51ZM55 150V149H54ZM53 150V151H54ZM56 150H57V148H56ZM64 150V149H63ZM66 150H68V149H66ZM66 150H64L65 152H66ZM70 150H73L72 148L70 149ZM75 150V149H74ZM73 150V151H74ZM77 150V151H78ZM127 150V149H126ZM138 150V149H137ZM146 150V149H145ZM159 150H161V149H159ZM170 150V149H169ZM189 150V149H188ZM214 150V149H213ZM213 150H211V151H213ZM235 150V149H234ZM22 151V150H21ZM122 151V150H121ZM124 151V150H123ZM147 151V150H146ZM176 152H177V150H175ZM180 151V150H179ZM219 151V150H218ZM10 152V151H9ZM28 151H26L25 153H27ZM34 152V151H33ZM33 152L30 150V153L29 154H33ZM39 152H37V153H39ZM56 152V151H55ZM68 152V151H67ZM66 152V153H67ZM137 152H140V151H137ZM136 152V153H137ZM149 152V151H148ZM148 152H147V154H148ZM151 152V151H150ZM158 152H160V154H161V151H158ZM162 152H163V150H162ZM167 152V151H166ZM165 152V153H166ZM174 152V151H173ZM196 152V151H195ZM199 152V151H198ZM204 152V151H203ZM219 152H221V153H223L221 150L219 151ZM23 153H24V151H23ZM35 153V152H34ZM119 153H120V151H119ZM130 153V152H129ZM128 153V155H130ZM134 153H135V150H134ZM135 153V154H136ZM141 153H142V151H141ZM156 153V152H155ZM181 153V152H180ZM182 153H184V152H182ZM191 153V152H190ZM194 153V152H193ZM227 153V152H226ZM10 154H11V152H10ZM12 154H14V153H12ZM19 154H21V153H19ZM18 153H17V155H15V157L16 156H18L19 155ZM73 154H74V152H73ZM116 154V153H115ZM127 154V153H126ZM134 154V155H135ZM138 154V153H137ZM147 154H145V155H147ZM162 154H164V153H162ZM177 154H179V153H176V155ZM187 154V153H186ZM200 154V153H199ZM208 154H210V153H208ZM208 154H207V156H208ZM4 155V156H3ZM41 155V154H40ZM42 155V156H43ZM46 155V154H45ZM67 155V154H66ZM133 155V154H132ZM132 155H131V157H132ZM156 155V154H155ZM157 155H159V154H157ZM168 155H169V153H168ZM185 155V154H184ZM196 156H197V154H195ZM221 155V154H220ZM257 154L255 153V156H256ZM34 156H36V153L34 154ZM41 156V158H44V157H42ZM62 157L64 156L63 154L61 155ZM60 156V157H61ZM72 156H74V155H72ZM77 156V158H76V160H80L79 158H83L84 157V155H83V157H80L81 155H76ZM119 156V155H118ZM118 156H114V158H116V157H118ZM127 156V155H126ZM167 156V155H166ZM165 156V157H166ZM180 156V155H179ZM182 156V155H181ZM191 156V155H190ZM207 156H205V158L207 157ZM224 156V155H223ZM228 156V155H227ZM246 156V155H245ZM245 156H243V158L245 157ZM249 156H252V155H249ZM254 156V157H255ZM257 156H259V154L257 155ZM261 156V155H260ZM259 156V157H260ZM11 157H12V155H11ZM10 157V158H11ZM37 157V156H36ZM47 157V156H46ZM49 157V156H48ZM90 156H88V158H89ZM108 158L110 157V156H107ZM107 157H106V159H107ZM121 157V156H120ZM128 157L129 156H127V159H128ZM131 157L129 158V161L131 160ZM140 157V156H139ZM151 157V156H150ZM153 157H154V155H153ZM156 157V156H155ZM160 157V156H159ZM163 157V156H162ZM221 157H222V155H221ZM254 157H253V159H254ZM17 158V157H16ZM40 158V157H39ZM91 158H93V157H91ZM102 158H104V157H102ZM112 158V157H111ZM114 158H112L111 160H109L110 162L114 159ZM126 158V157H125ZM124 158V159H125ZM132 158H134V156L132 157ZM143 157H141V159H142ZM146 158L148 159V156H146ZM145 158V159H146ZM168 158H169V156H168ZM176 158V157H175ZM181 158H183V157H181ZM179 159L178 160V162H176L177 164H176V168L175 167H173L172 166V168H174V171L177 169V165H178V163L180 162V160H182V159ZM188 158V157H187ZM192 158V157H191ZM215 157H214V154H213V156L210 158V160H211V162L212 163H214V165H215V162H214V159ZM247 158V156L244 158V159H246ZM12 159H15V158H12ZM37 159V158H36ZM51 159V158H50ZM68 159V157L67 158H65V161H68L67 160ZM84 159H85V157H84ZM95 159V158H94ZM93 159V160H94ZM99 159V158H98ZM105 159V160H106ZM136 160H137V158H135ZM144 159V158H143ZM145 159H144V161H145ZM208 159V158H207ZM256 159V158H255ZM263 159V158H262ZM1 160H4L3 162H5V160L6 159H1ZM0 160V162L2 163L1 165V167L0 168H2L3 169V167L5 168V165H6V168H10L11 167V169L13 168L11 165H10V163H7V161H9V159L6 161V163H3L2 161ZM21 160H24V159H21ZM33 162H34V157H33ZM32 160H30V162L32 163ZM45 160H46V158H45ZM92 160V159H91ZM91 160H89V162L91 161ZM93 160H92V162H93ZM100 160V159H99ZM104 160V159H103ZM118 160V159H117ZM133 160V159H132ZM131 160V161H132ZM151 160V159H150ZM155 160V159H154ZM165 160V159H164ZM209 160V161H210ZM218 160V159H217ZM226 160V159H225ZM261 160V159H260ZM26 161V160H25ZM38 161V160H37ZM40 161H43L42 159H40ZM50 161V160H49ZM48 160L47 161H45L46 163V165H47V162H49ZM95 161H96V159H95ZM98 161V160H97ZM108 161V160H107ZM115 161H116V159H115ZM114 161V162H115ZM119 161V160H118ZM139 161V160H138ZM195 161H196V159H195ZM199 160H197L196 162H195V165H194V167L195 166H197V162H198ZM228 161V160H227ZM247 161V160H246ZM249 161V160H248ZM247 161V162H248ZM19 161H17V163H18ZM30 162H26L27 164L28 163H30ZM52 162V161H51ZM50 162V163H51ZM54 162V161H53ZM52 162V163H53ZM56 162H58V161H56ZM69 162V161H68ZM71 162V161H70ZM73 162V161H72ZM75 162V161H74ZM84 162V161H83ZM86 162V161H85ZM100 162V161H99ZM110 162H108L109 164H110ZM156 162V161H155ZM158 162V161H157ZM182 162V161H181ZM211 162H210V164H211ZM231 162H232V160H231ZM231 162H229V163H231ZM240 162V161H239ZM245 162V161H244ZM244 162H242V163H244ZM251 162V159H250V161H249V163ZM253 162V161H252ZM251 162V163H252ZM13 163H16V161L15 162H13ZM12 163V164H13ZM17 163L16 164H14V165H16L17 166ZM41 163V162H40ZM43 163V162H42ZM52 163H51V165H50V167L52 168V172H53V166H52ZM79 163H81V161H79ZM95 163V162H94ZM94 163H93V165H94ZM113 163V162H112ZM111 163V164H112ZM151 165V167L152 166H154V167H156V166H158V164H156V166H155V164L153 163V161L151 160V162H149ZM148 163V164H149ZM159 163V162H158ZM162 163V162H161ZM234 163V166L236 165V168L235 169H237V165H239L240 164V166H242V165H244V164H241V163H238V164H236V162L234 161L233 162ZM8 164L10 165V166H8ZM20 164H22L23 165V163L21 162ZM76 164H77V162H76ZM87 164V163H86ZM96 164H97V166H98V164L99 163H97L96 162ZM96 164H95V167H96ZM130 164V163H129ZM140 164V163H139ZM190 164V163H189ZM204 164V163H203ZM218 164V163H217ZM253 164V163H252ZM13 165V166H14ZM34 165H36V164H34ZM37 165H39V164H37ZM45 165V166H46ZM54 165H57V164H54ZM59 165V164H58ZM57 165V166H58ZM80 165H82V164H80ZM84 165V164H83ZM90 165V164H89ZM135 165V164H134ZM134 165H132V166H134ZM137 165V164H136ZM146 165H147V163H146ZM163 165H164V163H163ZM174 165V164H173ZM200 165H202V164H200ZM206 165V164H205ZM212 165V164H211ZM254 165V164H253ZM259 165V164H258ZM32 166H33V163H32ZM42 166V165H41ZM40 166V167H41ZM56 166V167H57ZM74 166H76V165H74ZM108 166V165H107ZM161 166V165H160ZM187 166V165H186ZM190 166V165H189ZM209 166V165H208ZM216 166H219L220 167V165H216ZM240 166H239V168H240ZM19 167H21V166H19ZM18 167V169H21V168H19ZM23 167V166H22ZM34 167H36V166H34ZM43 167V166H42ZM61 167V166H60ZM67 167H69V166H67ZM78 167H80L79 165H78ZM83 167H86V165L85 166H82V168ZM89 168H90V166H88ZM94 167V166H93ZM124 167V166H123ZM128 167V166H127ZM136 167V166H135ZM138 167H139V165H138ZM137 167V168H138ZM148 167H149V165H148ZM147 167V168H148ZM154 167H152V169L154 168ZM179 167L180 166H178V169H179ZM188 167V166H187ZM202 167H204L203 165H202ZM210 167V166H209ZM244 167V166H243ZM260 167H261V165H260ZM37 168V170H38V167H36ZM46 168V167H45ZM63 168V167H62ZM71 168H73V167H71ZM81 168V169H82ZM87 168V167H86ZM92 168V167H91ZM133 168V167H132ZM157 168V167H156ZM159 168V167H158ZM157 168V169H158ZM168 168H171V166L170 167H168ZM172 168L170 169V170H172ZM223 168V167H222ZM238 168V169H239ZM262 168H264V167H261V169ZM2 169H0L1 171H2ZM23 169H25V170H27L26 169V167L24 168L23 167ZM128 169H130V167H128ZM136 169V168H135ZM134 169V170H135ZM141 169V168H140ZM144 169V168H143ZM152 169H151V172H152ZM161 169V168H160ZM177 169V170H178ZM190 169V168H189ZM207 169V168H206ZM16 170V169H15ZM33 170H35V169H33ZM63 170V169H62ZM83 170V169H82ZM84 170H87V169H85L84 168ZM84 170H83V172H84ZM93 171H94V169H92ZM97 170L98 169H95V174L94 175H97L98 173H97ZM122 170H124V168L122 169ZM121 170V171H122ZM159 170V169H158ZM166 170V169H165ZM176 170V171H177ZM180 170V169H179ZM194 170H195V168H194ZM194 170H193V173H194ZM197 170V169H196ZM203 170V169H202ZM223 170H224V168H223ZM252 171H255L256 172V170L255 169H251ZM251 170H248V171H250L251 172ZM4 171H6V170H4ZM10 171V170H9ZM9 171H7V173L9 172ZM56 171L58 172L59 170H57L56 169ZM56 171H55V174H56ZM79 171V170H78ZM100 171V170H99ZM98 171V172H99ZM131 171V170H130ZM138 171H141V170H139V168H138ZM145 171V170H144ZM157 170H155V172H156ZM159 171H162V169L161 170H159ZM192 171V170H191ZM212 171V170H211ZM232 171H233V169H232ZM243 171H244V169H243ZM262 171H264V169H262L261 170V172ZM28 172H29V170L28 171H26V173L28 174ZM48 172V170L47 171H45L44 173H47ZM51 171L50 172H48V173H52ZM68 172V171H67ZM88 172V171H87ZM90 172V171H89ZM126 172V171H125ZM125 172H121L122 174H124ZM132 172V171H131ZM147 172H149V169H147ZM181 172H182V170H181ZM189 172V171H188ZM199 172V171H198ZM221 172V171H220ZM225 172V171H224ZM2 173H3V171H2ZM10 173V172H9ZM8 173V176H9V178L11 179V176H10V174H12V173H10L9 174ZM21 173L22 174H25V172H22V170H21ZM20 173V174H21ZM59 173V172H58ZM66 173V171L64 172V174ZM71 173H73V170H72V172ZM94 173V172H93ZM92 173V174H93ZM100 173V172H99ZM130 173V172H129ZM133 173V174H132ZM130 175L131 176H133L134 175V173H135V171L134 172H132ZM145 173V172H144ZM157 173H158V171H157ZM187 173V172H186ZM208 173V172H207ZM206 173V174H207ZM223 173V172H222ZM222 173H221V176H222ZM227 173H228V171H227ZM242 173H244V172H242ZM247 173V172H246ZM4 174V173H3ZM30 174L32 175V176H39L38 174H34L33 175V173L32 172H30ZM42 174V173H41ZM61 174H63V172L61 173ZM67 174V173H66ZM78 174V173H77ZM80 174V173H79ZM85 174V173H84ZM87 174V173H86ZM128 174V172H126V174L125 175H127ZM152 175V173H150L149 172V174H148V178H150V176L149 175ZM166 174H167V172H166ZM174 174V173H173ZM179 174V173H178ZM183 174H185V173H183ZM224 174V173H223ZM248 174V173H247ZM249 174H251V173H249ZM254 174H257L256 176H258V177H256ZM262 174V173H261ZM261 174H260V171L258 172L257 171V173H253V177L252 176H250V178H249V180L251 179V178H253V181H254V179H255V181H259V179L257 180L256 178H260L261 177ZM263 174H264V172H263ZM262 174V175H263ZM0 175H1V172H0ZM16 175V174H15ZM29 175V174H28ZM46 175H48V174H46ZM60 175V174H59ZM72 175V174H71ZM94 175H93V177H94ZM99 175V174H98ZM129 174H128V176H130ZM140 174L138 173V176H139ZM144 175V174H143ZM142 175V173H141V177L143 176ZM153 175H155L154 173H153ZM176 175V174H175ZM181 175V174H180ZM179 175V176H180ZM193 175V174H192ZM213 175H215L216 176V174H213ZM30 176V175H29ZM43 176L44 175H42L41 177L43 178ZM62 177H63V175H61ZM65 176V175H64ZM73 176V175H72ZM87 176H89V179L91 180V181H89V179H88V182L89 183H91V185H93L94 186V183H96L95 185H97L98 184V179H100V178H98V176L97 177H95V180L97 181V182H95L94 181V183H92L93 182V177H91L89 174H87ZM121 176V175H120ZM123 176V175H122ZM169 176H170V174H169ZM178 176V177H179ZM185 176H188V175H185ZM190 176V175H189ZM200 176V175H199ZM233 176V175H232ZM236 176V175H235ZM241 176H242V174H241ZM245 176V174L243 175V177ZM3 177H4V175H3ZM40 177V176H39ZM45 177V176H44ZM67 177V176H66ZM65 177V178H66ZM125 177V176H124ZM127 177V176H126ZM145 177V176H144ZM147 177V176H146ZM177 177V180L179 179ZM195 177V176H194ZM216 177H218V176H216ZM215 177V178H216ZM246 177V176H245ZM244 177V178H245ZM7 178L8 177H6V179H5V177H4V179L5 180H7ZM8 178V179H9ZM35 178H37V177H35ZM41 178V179H42ZM55 178H56V176H55ZM55 178H53L54 179V181L56 180ZM61 178V177H60ZM80 178V177H79ZM85 178H86V176H85ZM88 178V177H87ZM129 178V177H128ZM140 178V177H139ZM154 178H156L155 176H154ZM161 178V177H160ZM186 177H184L183 179H185ZM233 178V177H232ZM244 178H240V179H243V181H244ZM41 179H37V180H41ZM68 179H69V177H68ZM71 179V178H70ZM73 179V178H72ZM76 179V178H75ZM74 179V180H75ZM118 179V182H121V179L122 178H117ZM124 179V178H123ZM122 179V180H123ZM142 179H146V178H141V180ZM153 179V178H152ZM170 179V178H169ZM172 179H173V176H172ZM180 179H182V178H180ZM179 179V180H180ZM226 179V178H225ZM238 179V178H237ZM247 179H248V177H247ZM261 179V181L263 180L262 178H260ZM15 180H17V179H15ZM43 180V179H42ZM41 180V181H42ZM57 180H60V179H57ZM62 180H64V178L63 179H61V182H66V181H62ZM66 180H67V178H66ZM148 180V179H147ZM160 180V179H159ZM163 180V179H162ZM176 180V179H175ZM218 179H215V181H217ZM227 180V179H226ZM246 180V179H245ZM252 180V179H251ZM8 181V180H7ZM7 181H5V182H2V181H0V183H2V185L0 186V223H1V225H7V224H5V223H2V222H4L7 218L8 219H13V217L12 216H14V214H17L16 213V211H13V209L16 207L17 208V206H22V205H20L22 202H23V200H26V197H25V193L24 194H21L20 192L21 191H25L26 189L24 188V186L22 185L21 187H23V189H25V190H21L20 191V186H19V190L18 191H20V192H18L15 188H14V186L13 185H11V184H4V183H7ZM11 181V180H10ZM13 181V180H12ZM53 181V180H52ZM52 181H51V183H52ZM54 181H53V184H54ZM80 181V180H79ZM100 181V180H99ZM125 181H127V179L125 180ZM146 180H144L143 182H145ZM165 181L167 182L168 180L167 179H165ZM165 181H163V183L165 182ZM185 181V180H184ZM211 181V180H210ZM210 181H209V183H206L205 182V184L206 185H208L207 187L205 186V185H203V187H204V189H201V190H196L195 192H191V198L189 199V200H187L186 199V193H188V192H184L185 194V198L184 199H186V200H181L182 198H179V196L181 195H179L178 194V191H176V193H168L167 192V185H169V183L167 184L166 182V184L165 185H163V184H161V181H158V180H156V181H154L158 186H160L159 187V190H158V194H160V193H162V192H164V196H165V199H166V196H168L167 198H169V200H162L161 199V196H160V199L161 200H159L161 203L162 202H166V203H168V206H166L165 207V210H162L161 209V211L160 212H158V213H156V211H155V213H154V216H151V215H149V216H146V215H144V211H146V209H147V206H148V204H149V202L147 203V201H145V200H142L137 194H135V188H136V185L134 184V185H132L131 187H129V186H127V194H128V197H130L131 196V198L129 199V198H127L126 199V197H124L123 198V196L121 197V198H118V199H120L121 200V204H122V206H121V208H119L120 207V203L118 204V206L117 207H115V206H113V207H111V210H114V209H116L117 210V208H118V210L117 211H115L114 212V214L113 213H110L109 212V214H113V216H115V223L113 224V226L112 227H114V229L113 230H117V231H121L122 229H125V226L127 225L126 223L127 222H129L131 219H138V220H141L140 221V223L139 222H136V221H134V222H136V224L137 223H139V225L137 226V227H135V230L132 228V229H130V225H129V230L128 231H130L128 234H124V235H119L121 238H123L124 239V241L125 242H123V244L124 243H126L125 245H126V248L129 250V251H131V253H132V255L131 256H127L126 257V255L128 254H125V251H123V252H121V253H123V254H125V256H123L122 255V260H124V259H126V260H124L125 262H122L123 264H259V262H257L256 261V259L254 258L255 256L253 255V254H251L252 253V250H251V248H249V247H251V246H249V241H248V238H252L253 240H256V241H258V240H264V200H257V199H259V198H255L256 197V193H257V189H255V190H253L252 192H254V193H252V194H250L251 193V191L250 192H248L247 191V195H248V193L250 194L249 195V199H251L252 197H254V200H248V198H246V200H244V199H240V200H232V201H230L229 203V205H226V207L228 206V210L230 209V218L228 219L229 220V224H231V226H232V228H230V234H231V236L232 237H230L231 239H232V243H231V245L232 244H237L236 245V250L239 248L240 249V253H241V251H242V254H240V255H234V254H232L233 253V251L231 252L230 251V249H233L232 248V246L230 245V244H225V245H223V244H221V242H222V232L218 229V227H216V225H217V222H216V225L214 226V224H212L211 222H210V219L212 218V219H214L215 217H214V215H212L211 213V217H208L207 219L209 220V224L211 223L212 225H213V228H209V227H207L208 229H210V231H208V229L206 230V232L203 230V235H202V237H204V239H205V242L204 243H202V244H196V242H195V238L193 239V229L196 227H200L199 226V224L200 225H202V226H205V224L203 225V224H201V223H203V221L205 220H203V218H202V215H203V210H201V212H200V209H208V208H204V204L206 203V202H209L210 203V200H208V198L205 200L204 198L205 197H207L206 195H207V192H208V190L211 188V186H212V183H210ZM239 181V180H238ZM241 181V180H240ZM16 182H18V181H16ZM68 182H69V180H68ZM85 181H83V183H84ZM131 182V181H130ZM139 182H141V181H139ZM149 182H152V180H149ZM187 182H189L188 180H187ZM233 182V181H232ZM242 182V181H241ZM245 182V181H244ZM247 182V184H250V181L248 182V181H246ZM57 183V182H56ZM67 183V182H66ZM82 183V184H83ZM100 183V186L102 185V183L101 182H99ZM124 183V182H123ZM147 183V181L145 182V184ZM155 183H153V185L151 184H148V185H150L149 186V188H151V186H152V188L156 185ZM199 183V182H198ZM231 182H229L228 183V185L230 184ZM258 183V182H257ZM20 184V183H19ZM19 184H17V185H19ZM71 184H73V183H71ZM85 184V183H84ZM88 184V183H87ZM86 184V185H87ZM141 184V186H142V182L140 183ZM185 184V183H184ZM189 184V183H188ZM218 184V183H217ZM235 184V183H234ZM259 185H260V182L258 183ZM79 185V184H78ZM125 185V184H124ZM193 185V184H192ZM195 185V184H194ZM245 184H243L242 186H244ZM262 185V184H261ZM82 186V185H81ZM80 185L78 186V187H81ZM83 186H85V185H83ZM99 186V184L97 185V187ZM99 186V187H100ZM103 186V185H102ZM157 186V187H158ZM218 186H220V185H218ZM217 186V187H218ZM230 186V185H229ZM233 185L231 184V187H232ZM241 186V185H240ZM248 186V185H247ZM56 187V186H55ZM87 187H88V185H87ZM86 187V188H87ZM92 187V186H91ZM93 188L92 187V191H94V189H98V188ZM148 187V186H147ZM171 187V186H170ZM194 187V186H193ZM197 187V186H196ZM201 187V186H200ZM199 187V188H200ZM249 187V186H248ZM251 187V186H250ZM250 187L248 188V189H250ZM260 187V186H259ZM36 188V187H35ZM82 188H84V187H82ZM89 188H90V185H89ZM101 188V187H100ZM176 190H177V187H174ZM214 188V187H213ZM243 188V187H242ZM253 188V187H252ZM18 189V188H17ZM22 189V188H21ZM29 189V188H28ZM56 189V188H55ZM58 189V188H57ZM85 189V188H84ZM91 189V188H90ZM103 189V188H102ZM101 189V190H102ZM143 189V188H142ZM142 189H140V190H142ZM157 189V188H156ZM167 189V190H166ZM171 189V188H170ZM189 189H190V187H189ZM189 189H186V190H189ZM206 189V190H205ZM219 189V188H218ZM233 189V188H232ZM263 189V191H264V187L262 188V187H260V188H258V190L259 191H261ZM32 190V189H31ZM38 190H39V188H38ZM47 190V189H46ZM49 190V189H48ZM48 190H47V194H51V196L53 195L52 193H48ZM82 190V189H81ZM89 190V189H88ZM87 190V191H88ZM99 190V189H98ZM101 190H99V191H101ZM122 190V189H121ZM172 190H173V188H172ZM171 190V191H172ZM185 190V191H186ZM212 190V189H211ZM211 190H209V191H211ZM215 190V189H214ZM235 190H237V189H235ZM246 190V189H245ZM28 191V190H27ZM30 191V190H29ZM36 191H37V189H36ZM36 191H33L34 193H36ZM49 191H51V190H49ZM58 191V190H57ZM83 191H85V190H83ZM91 191V190H90ZM91 191V192H92ZM97 191V190H96ZM98 191V192H99ZM174 191V190H173ZM192 191H193V189H192ZM213 191V190H212ZM211 191V192H212ZM215 191H217V188H216V190ZM230 190H228L227 192H229ZM258 191V192H259ZM46 192V191H45ZM54 192H56V191H54ZM62 192V191H61ZM86 192V191H85ZM144 192V191H143ZM241 192V191H240ZM27 193V192H26ZM57 194H60V192L58 191V192H56ZM89 193V192H88ZM97 193V192H96ZM152 193V192H151ZM155 193V192H154ZM214 193V192H213ZM217 193H219V190H218V192ZM229 193H231V191L229 192ZM228 193V194H229ZM243 193H244V191H243ZM31 194V193H30ZM46 193H45V195L46 196H48ZM78 194H79V196L81 195L80 194V192H78ZM93 194V193H92ZM143 194H146V193H143ZM143 194H141V195H143ZM183 194V193H182ZM209 194H211V193H209ZM232 194L234 195L235 193H233L232 192ZM260 194H262V192L260 193ZM27 195H29V194H27ZM45 195H43V196H45ZM84 196H86L85 194H83ZM83 195H81V199L82 200H80L78 203H77V210H78V212L81 214V215H83V214H87L88 213V209H89V207H90V204H89V200H84L83 199ZM139 195H140V193H139ZM150 195V194H149ZM189 195V197H190V194H188ZM226 195V194H225ZM232 195V196H233ZM259 195V194H258ZM263 195V194H262ZM34 195H32V197H33ZM45 196V197H46ZM51 196H49V197H51ZM78 196V195H77ZM89 196V195H88ZM146 196V195H145ZM151 196V195H150ZM153 196H154V194H153ZM158 196V195H157ZM211 196V195H210ZM229 196H231V194H229ZM241 196V195H240ZM239 196V197H240ZM49 197H48V199H49ZM59 197V196H58ZM57 197V198H58ZM64 197V196H63ZM62 197V198H63ZM214 197V196H213ZM215 197H216V193H215ZM214 197V198H215ZM235 197V196H234ZM52 198V197H51ZM50 198V200H52ZM86 198H87V196H86ZM117 198H116V200H117ZM144 198V197H143ZM146 198H147V196H146ZM154 198H156L155 196H154ZM163 199H164V197H162ZM217 198H218V195H217ZM216 198V199H217ZM260 198H261V195H260ZM262 198H263V196H262ZM28 199V198H27ZM42 199H45V198H43L42 197ZM66 199V198H65ZM145 199V198H144ZM193 199V200H192ZM195 199H198V200H195ZM200 199V200H199ZM203 199V200H202ZM215 199V200H216ZM228 199V198H227ZM29 200V199H28ZM28 200H27V202H28ZM45 200H47V197H46V199ZM45 200H43V204H44V202L45 203H47V201H45ZM60 200V203H61V201L63 200H61V199H59ZM59 200H58V202H59ZM68 200V199H67ZM147 200V199H146ZM39 201H41V200H39ZM39 201H37V203H36V205L37 204H41V203H39ZM49 201V200H48ZM69 201V200H68ZM98 202H101V200L99 201V200H97ZM152 201V200H151ZM154 201H156V200H154ZM213 200H211V202H212ZM36 202V201H35ZM52 202V201H51ZM73 202H75V201H73ZM113 202H114V200H113ZM117 202V201H116ZM228 201L226 200V203H227ZM25 203V202H24ZM34 203V202H33ZM66 203V202H65ZM76 203V202H75ZM118 203V202H117ZM117 203H115L116 205H117ZM156 203V202H155ZM213 203H214V201H213ZM215 203H217L216 201H215ZM27 204V203H26ZM54 204V203H53ZM61 204H63V202L61 203ZM67 205H68V203H66ZM95 204H98L97 202L95 203ZM152 204V203H151ZM208 204V203H207ZM210 204H212V203H210ZM59 205V204H58ZM56 206V205H52V206H54L55 208H59V206ZM70 205V204H69ZM69 205H68V207H69ZM114 205V204H113ZM154 205V204H153ZM24 206V205H23ZM30 206V205H29ZM32 206V205H31ZM33 206L34 207H36L34 204H33ZM43 206H45V205H43ZM105 206V205H104ZM103 206V207H104ZM111 206V205H110ZM149 206H150V208H149ZM148 206V208L149 209H151V205H149ZM155 206L156 207H158V205L157 204H155ZM201 206H203V208H201ZM206 206V205H205ZM213 206V205H212ZM217 206H218V203H217ZM26 208L25 209H27L28 208V204H27V206H25ZM34 207H32V209L34 208ZM214 207H215V205H214ZM213 207V208H214ZM9 208L10 209H12V211H13V215H11V218H9V216H10V214H11V212L9 213V215H8V211H9ZM31 208V207H30ZM63 209H64V207H62ZM62 208H60L62 211H65V210H63ZM105 209L107 208V207H104ZM112 208H114V209H112ZM144 208V209H143ZM154 208V207H153ZM213 208H211V209H213ZM217 208H219V207H217ZM18 209H20V208H18ZM23 208H21V210H22ZM31 209V210H32ZM34 209H36V208H34ZM33 209V210H34ZM41 209V208H40ZM49 209V208H48ZM143 209V210H142ZM149 209H148V211H149ZM155 209V208H154ZM210 209V210H211ZM215 209V208H214ZM20 210V211H21ZM24 210V209H23ZM23 210H22V212H23ZM50 210V209H49ZM75 210V209H74ZM73 209H72V211H74ZM77 210H75L76 212H77ZM90 210H92L91 208H90ZM95 210V209H94ZM152 210V209H151ZM226 210V209H225ZM58 210H52L51 209V211L49 212V215H46V217H44L43 218V220L41 221L42 223L41 224H37L36 223V221L35 220H33L35 223H33L35 226H33V227H29V228H27V226H29V221H31V218H30V220L28 221L27 219L25 220V221H28V222H24L23 220H18V218L16 217V216H14V218L15 219H13V221L15 222H17V224H19V222H21L19 225H23V224H25V223H27V225L25 224V225H23L24 227V230L23 229H20V230H16L15 229V231H14V233L15 234H13L11 231H9V232H7L6 233V235L4 236H1V234H0V249H2L3 250V253H0V254H2V256L0 257V264H11V262H12V256L11 255H13V254H11V253H9V251L7 250V252H6V250L5 249H9V250H11L12 248H11V243L13 244V242L14 243H16L17 244V248H16V250H18L19 252V254H22V255H24V254H29V255H31V254H33V255H36L39 259V261L41 260L43 263H45V264H55V262L56 261H58L60 258H59V255H58V260H56L57 258L55 257L54 258V256H55V252L54 251H56V249L57 248H59V247H56V249L54 250V243L57 241V240H59L60 239V237H59V239L58 238H56V240H55V238H54V235L56 236L57 235V233L56 234H54L53 233V231H54V229H55V217H56V212H57ZM60 211V210H59ZM69 211H70V209H69ZM102 211L104 212V209H102ZM102 211H101V213H102ZM106 211V210H105ZM107 211H108V209H107ZM162 211H164V212H162ZM212 211V210H211ZM25 212V211H24ZM34 212H36V211H34ZM93 212V211H92ZM98 212V211H97ZM150 212V211H149ZM152 212V211H151ZM207 212V211H206ZM226 211H224V213H225ZM231 212H232V214H231ZM219 213V212H218ZM19 214H21V213H19ZM19 214H17V215H19ZM26 214V213H25ZM63 214V213H62ZM208 214V213H207ZM41 215V214H40ZM43 215V214H42ZM218 215V214H217ZM8 216V217H7ZM20 216V218L21 217H23V216H21V215H19ZM64 216H65V213H64ZM79 216L80 215H78V220H76L77 222H76V226H74V228L73 227H70L71 229H73L72 231V236H71V234H69V236H71V238H69V241H68V246H67V254H66V260L63 258V261H68L70 264H119V261L117 260V258H116V255H117V253H119V251H117V253L115 252V251H113L114 253H116V254H114V256L112 255L113 253H110L113 249H115V248H113V245H112V243H110L109 242V245L111 244L112 245V247H111V251L109 252L108 250H107V248H103V240L104 239H102L101 241H100V246L98 247L97 246V244H99V242H97V244H96V242L95 243H93L94 241H90V243L88 242L89 240L86 238V236H85V234H86V232H87V230L89 229V227H90V225L91 224H89V222H87L86 221V219L87 218H85V216H87V215H83V217H80V219H79ZM207 216H209V214L207 215ZM73 217H75V215H73ZM72 217V218H73ZM93 217H94V215H93ZM100 217V219H102L101 218V216H99ZM99 217H97V219H95V220H97L98 221V218ZM108 217V216H107ZM217 217V216H216ZM219 217V216H218ZM71 218V221L73 220ZM105 218H106V216H105ZM103 219V220H106V219ZM113 217H111V219H112ZM225 218H227V217H225ZM12 219H11V221H12ZM60 219H62V218H60ZM64 219V218H63ZM76 219V218H75ZM74 219V220H75ZM109 219V218H108ZM114 219V218H113ZM218 219V218H217ZM19 222H18V221ZM36 220H38V219H36ZM66 220H67V218H66ZM69 220V219H68ZM73 220V221H74ZM95 220H94V218H93V221H94V225H92V230H94V231H91V232H93V233H99L100 235H102L101 233H100V229L101 228H99L100 227V224L98 225L97 224V222H95ZM102 220V221H103ZM137 220V221H138ZM215 220V219H214ZM107 222L108 221H111L110 219L109 220H106ZM216 221V220H215ZM225 221L226 222H228L226 219H225ZM6 222V221H5ZM8 222V221H7ZM6 222V223H7ZM10 222V221H9ZM60 222V221H59ZM64 222V221H63ZM66 222V221H65ZM75 222V221H74ZM133 222V221H132ZM205 223H208L207 221H204ZM222 223H223V221H222ZM225 223V222H224ZM9 224V223H8ZM32 224V225H33ZM63 224H65V223H63ZM130 224V223H129ZM135 224V223H134ZM19 225H17L18 227H19ZM21 225V226H22ZM58 225V224H57ZM105 225V224H104ZM133 225V224H132ZM225 225H228V224H225ZM12 226V225H11ZM11 226H9V227H11ZM25 226H26V228H25ZM102 226V225H101ZM123 226H124V228H123ZM231 226H228V227H231ZM5 227H8V226H5ZM13 227V226H12ZM12 227L11 228H9V229H12ZM18 227H15L14 226V228H18ZM20 228V227H19ZM59 228V227H58ZM66 228H67V226H66ZM91 228V227H90ZM204 228V227H203ZM2 229H3V227H2ZM5 229V228H4ZM29 229V233H31V235H32V238L30 239V235H26L25 234V232L27 231ZM108 229H110V228H108ZM108 229H104L105 231H108ZM111 229V230H112ZM128 229V227H126V229H125V231ZM205 229V228H204ZM225 229V228H224ZM6 230H7V228H6ZM13 230V229H12ZM112 230V231H113ZM132 230H134V231H132ZM233 230V233L231 232ZM17 231V232H16ZM67 230H65V232H66ZM89 231V230H88ZM110 231V230H109ZM226 231V230H225ZM229 231V230H228ZM1 232V231H0ZM28 232V231H27ZM104 232V231H103ZM124 232V231H123ZM202 232V231H201ZM204 232H205V234H204ZM227 232V231H226ZM67 233V232H66ZM109 234H110V232H108ZM107 233V234H108ZM121 233V232H120ZM126 233V232H125ZM63 234H64V232H63ZM92 234V233H91ZM91 234H89V238H94L95 236L97 237V234H95V236H94V234H92L93 236L92 237H90L91 236ZM107 234H105V235H103V236H105V238L106 237H108V235ZM112 235H113V233H111ZM115 234V233H114ZM226 234V233H225ZM64 235H66V234H64ZM87 235H88V233H87ZM100 235H98V237L100 236ZM111 235V236H112ZM62 236V235H61ZM67 236V235H66ZM65 236V237H66ZM103 236H102V238H103ZM111 236H110V238H111ZM225 236V235H224ZM230 236V235H229ZM101 237V236H100ZM117 236H115V237H113L114 238V240H115V238H116ZM228 237V234H227V236H225L224 237V240L223 241H225L226 240V238ZM64 238V237H63ZM118 239V238H117ZM251 239V240H252ZM11 240V241H10ZM109 240V239H108ZM194 240V241H193ZM10 241V242H9ZM105 242H106V240H105ZM118 242V241H117ZM7 243H9L8 244V247L7 248H4L5 247V244L7 245ZM61 243V242H60ZM87 243L88 244H90L91 245V243L92 244H94L97 248H99L98 249V252L96 253V251H95V253L97 254V255H95L94 257H93V255H91L90 257L88 256V254H87V250H86V248H87ZM120 243V246L122 245V242L121 241H119L118 242V244ZM197 243H199V242H197ZM201 243V242H200ZM56 244H58L57 242H56ZM117 244V245H118ZM253 244V243H252ZM251 244V245H252ZM263 244H264V242H263ZM63 245V244H62ZM108 245V244H107ZM223 245V246H222ZM260 245V244H259ZM3 246V247H2ZM231 246V247H230ZM249 246V247H248ZM252 246H254V244L252 245ZM255 246H256V244H255ZM254 246V247H255ZM261 246V245H260ZM65 247V246H64ZM90 247V246H89ZM108 247V246H107ZM119 247V246H118ZM235 247V246H234ZM238 247V248H237ZM92 248V247H91ZM113 248V249H112ZM89 249V248H88ZM94 249V248H93ZM1 250V251H2ZM60 250V249H59ZM65 250V249H64ZM89 250H92V249H89ZM95 250V249H94ZM118 250V249H117ZM62 251V250H61ZM12 252V251H11ZM66 252V251H65ZM90 252V251H89ZM94 253V252H93ZM17 254V253H16ZM59 254V253H58ZM91 254V253H90ZM89 254V255H90ZM120 254V253H119ZM255 254V253H254ZM258 254V253H257ZM62 256V255H61ZM120 256V255H119ZM259 256V255H258ZM257 255H256V257H258ZM10 257H11V259H10ZM16 257H20V259H22L21 261H23L24 260V258H22V256L20 255V256H16ZM15 257V258H16ZM35 257V256H34ZM124 257H126V258H124ZM128 257H130L129 259H128ZM62 258V257H61ZM261 257H259V258H257V259H260ZM19 259V258H18ZM32 259V258H31ZM38 260H35V261H38ZM121 260V259H120ZM20 261V260H19ZM30 261H34V260H30L29 259V261H26V263H28V262H30ZM34 261V262H35ZM41 262V263H42ZM59 262H60V264H61V261L59 260ZM21 263V262H20ZM121 263V262H120ZM19 264V263H18ZM29 264V263H28ZM31 264H33V262L31 263ZM56 264H57V262H56ZM262 264H264V263H262Z\"/></svg>", "mask_w": 264, "mask_h": 264}]
</instances>
